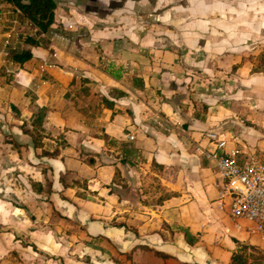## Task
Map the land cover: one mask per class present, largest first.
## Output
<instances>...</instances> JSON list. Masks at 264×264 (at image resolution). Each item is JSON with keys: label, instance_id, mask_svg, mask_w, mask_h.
Masks as SVG:
<instances>
[{"label": "crops", "instance_id": "1", "mask_svg": "<svg viewBox=\"0 0 264 264\" xmlns=\"http://www.w3.org/2000/svg\"><path fill=\"white\" fill-rule=\"evenodd\" d=\"M55 1L43 32L70 41L42 36L0 0V125L30 160L26 172L45 167L34 180L43 222L56 214L63 240L83 242L91 264H232L240 253L264 264V234L234 217L229 200L219 207L222 180L203 154L216 132L264 158V12L245 23L254 44L236 47L246 36L233 31L202 50ZM12 30L15 49L5 45ZM25 50L32 57L16 62ZM37 120L42 147L29 133Z\"/></svg>", "mask_w": 264, "mask_h": 264}, {"label": "rangeland", "instance_id": "2", "mask_svg": "<svg viewBox=\"0 0 264 264\" xmlns=\"http://www.w3.org/2000/svg\"><path fill=\"white\" fill-rule=\"evenodd\" d=\"M66 1L94 18L112 15L113 19L117 18L112 21L113 26L121 25L124 30L163 36L166 41L170 37L181 47L195 49H202L207 41L212 47L229 38L233 31L246 36L234 43L236 47L254 44L247 43V34L254 30V23L251 26L245 23H249L250 14L254 18L260 11L264 12V0H222L226 3L222 8H219L217 0ZM206 7L214 10L209 12ZM261 45L259 50L264 48ZM263 53L264 50L258 58ZM5 132L8 133L7 127L0 125V264H91L88 256L82 255L85 252L83 242L76 246L73 241L63 240L65 228H56V214L50 222H43L39 210L47 201L46 195L37 194L40 183L34 181L37 174L40 176L36 167L41 166V162L32 164L33 174L26 172L30 160L22 161L21 150L12 148L8 142L12 136ZM40 158L36 155L34 161L38 162ZM48 191L46 188V193Z\"/></svg>", "mask_w": 264, "mask_h": 264}, {"label": "built area", "instance_id": "3", "mask_svg": "<svg viewBox=\"0 0 264 264\" xmlns=\"http://www.w3.org/2000/svg\"><path fill=\"white\" fill-rule=\"evenodd\" d=\"M15 10L21 13L20 8L16 7ZM41 33L42 36H51L52 40H71L55 31L49 34L43 31ZM13 37L12 30L6 37L5 45L15 49ZM54 56L56 57L57 53H54ZM208 138L212 148L205 150L203 154L216 163L222 180L219 207L223 208L226 200H229L230 213L234 217L252 221L254 227L251 231L264 234V158L255 150L247 153L238 146L229 147L232 140L222 134L209 132Z\"/></svg>", "mask_w": 264, "mask_h": 264}, {"label": "trees", "instance_id": "4", "mask_svg": "<svg viewBox=\"0 0 264 264\" xmlns=\"http://www.w3.org/2000/svg\"><path fill=\"white\" fill-rule=\"evenodd\" d=\"M8 2L14 4L22 10V12L42 31H47L53 25L55 21V11L57 8V3L55 0H7ZM32 57L30 50H25L20 53L13 55V59L19 63H25ZM260 63H264V53L257 58ZM41 123L39 120L35 121V130L29 132L33 138L34 147H42V133L38 130ZM59 151L56 149L54 152L43 151L42 155L53 156L57 155ZM39 185L38 191L43 190L42 185ZM163 200V198H161ZM160 254V253H158ZM232 264H247V258L244 253L235 254L232 259Z\"/></svg>", "mask_w": 264, "mask_h": 264}]
</instances>
